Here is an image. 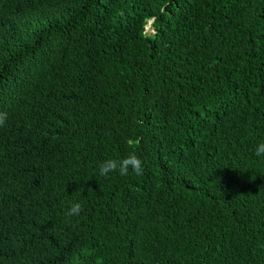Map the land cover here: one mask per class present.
Segmentation results:
<instances>
[{
  "label": "trees",
  "instance_id": "trees-1",
  "mask_svg": "<svg viewBox=\"0 0 264 264\" xmlns=\"http://www.w3.org/2000/svg\"><path fill=\"white\" fill-rule=\"evenodd\" d=\"M0 113V264H264V0H0Z\"/></svg>",
  "mask_w": 264,
  "mask_h": 264
},
{
  "label": "clouds",
  "instance_id": "clouds-1",
  "mask_svg": "<svg viewBox=\"0 0 264 264\" xmlns=\"http://www.w3.org/2000/svg\"><path fill=\"white\" fill-rule=\"evenodd\" d=\"M7 118L6 113H0V125L5 123ZM254 154L257 157H264V142H260L256 145L254 149ZM99 175L103 177H108L111 173H117L120 176H127L129 173H134L139 176L144 172V161L135 152L121 158H107L100 162ZM82 211V206L79 203H74L71 205L68 216H79Z\"/></svg>",
  "mask_w": 264,
  "mask_h": 264
},
{
  "label": "rangeland",
  "instance_id": "rangeland-1",
  "mask_svg": "<svg viewBox=\"0 0 264 264\" xmlns=\"http://www.w3.org/2000/svg\"><path fill=\"white\" fill-rule=\"evenodd\" d=\"M151 24H152V21H150V23H149V24H148V26H147V30H148L149 32H151V31H152Z\"/></svg>",
  "mask_w": 264,
  "mask_h": 264
}]
</instances>
